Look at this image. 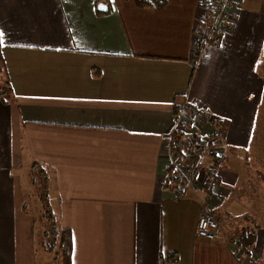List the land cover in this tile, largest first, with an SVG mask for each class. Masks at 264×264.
<instances>
[{
    "label": "crops",
    "instance_id": "0c3cea01",
    "mask_svg": "<svg viewBox=\"0 0 264 264\" xmlns=\"http://www.w3.org/2000/svg\"><path fill=\"white\" fill-rule=\"evenodd\" d=\"M203 1L0 0V264H63L44 244L46 208L71 232V264H255L264 227L247 253L224 222L247 219L226 175L264 95V0H234L221 46L198 57ZM186 102L224 126L221 165L216 151L174 165ZM204 209L215 241L197 235Z\"/></svg>",
    "mask_w": 264,
    "mask_h": 264
},
{
    "label": "built area",
    "instance_id": "2783aa9c",
    "mask_svg": "<svg viewBox=\"0 0 264 264\" xmlns=\"http://www.w3.org/2000/svg\"><path fill=\"white\" fill-rule=\"evenodd\" d=\"M234 0H204L203 5L205 14L198 32L196 49H201L202 52L206 48H218L222 44L224 35L233 25L232 6ZM193 121L194 127L212 125L213 121H209L208 112L204 108H199L188 102L184 103L179 113L176 116V122L172 132L168 137L169 149L171 151L174 165L178 167L177 159L181 154L196 156L198 159H203L210 153L217 152L218 158L227 155V145L224 141L223 128L217 125H212L213 131L209 136L198 133L199 136H192L182 133L180 128L189 120ZM190 168V173L194 169ZM185 173V177L190 175ZM190 182L192 180L190 179ZM212 187L216 185L215 177L212 176L210 182ZM198 237L215 241L220 237V222L209 209H204L197 224Z\"/></svg>",
    "mask_w": 264,
    "mask_h": 264
},
{
    "label": "rangeland",
    "instance_id": "374dc122",
    "mask_svg": "<svg viewBox=\"0 0 264 264\" xmlns=\"http://www.w3.org/2000/svg\"><path fill=\"white\" fill-rule=\"evenodd\" d=\"M250 118L248 130L252 135V139H250L248 154L244 152L239 157L232 156L231 161L228 162H230L233 171L226 175L229 182H234V186H229L231 193L227 194H230L232 201H240L241 205L247 208V219L240 217L232 222L228 220L224 222V226L227 228H240V230H258L264 227V95L260 105L254 108L253 115ZM222 127L223 133H225L224 126ZM227 157L226 154L219 157L217 164L224 163ZM212 176H214V173ZM46 230L50 233L46 240H49L50 244L53 242V253L57 252L56 256L61 258L58 223L55 231L59 235L54 236L51 234L52 228L49 221L48 224L46 223ZM255 258V264H264V249L262 254L259 257L255 255Z\"/></svg>",
    "mask_w": 264,
    "mask_h": 264
},
{
    "label": "trees",
    "instance_id": "16d2710c",
    "mask_svg": "<svg viewBox=\"0 0 264 264\" xmlns=\"http://www.w3.org/2000/svg\"><path fill=\"white\" fill-rule=\"evenodd\" d=\"M135 4L139 8H148V9H161L166 5V0H134ZM202 54L201 49L197 50V56L200 57ZM179 177L173 175L172 173L168 176L167 182L168 185L179 182ZM46 223L48 224V221L50 222V226L52 228L51 234L54 236L59 235L60 233V252H61V260L63 264H71L72 261V249H73V241H72V235L70 230L64 229L58 231L57 233L56 226L57 222L56 219L52 216L50 211L46 208ZM57 234V235H56ZM50 233L48 230L44 233V244L49 249L50 252H53V242L49 240H46L49 237ZM257 242V236L256 233H251L249 230L244 229L240 235H239V247L244 249L247 253H250V248H252ZM60 257V256H59Z\"/></svg>",
    "mask_w": 264,
    "mask_h": 264
},
{
    "label": "water",
    "instance_id": "95a60500",
    "mask_svg": "<svg viewBox=\"0 0 264 264\" xmlns=\"http://www.w3.org/2000/svg\"><path fill=\"white\" fill-rule=\"evenodd\" d=\"M98 9H99L100 11H106V8H105L104 5H100V6L98 7Z\"/></svg>",
    "mask_w": 264,
    "mask_h": 264
}]
</instances>
